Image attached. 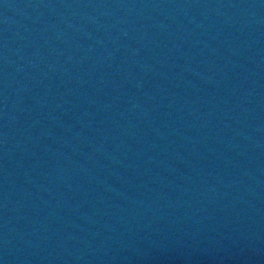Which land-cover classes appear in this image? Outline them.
Masks as SVG:
<instances>
[{"label": "water", "instance_id": "water-1", "mask_svg": "<svg viewBox=\"0 0 264 264\" xmlns=\"http://www.w3.org/2000/svg\"><path fill=\"white\" fill-rule=\"evenodd\" d=\"M0 264H264V0H0Z\"/></svg>", "mask_w": 264, "mask_h": 264}]
</instances>
